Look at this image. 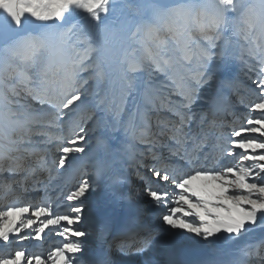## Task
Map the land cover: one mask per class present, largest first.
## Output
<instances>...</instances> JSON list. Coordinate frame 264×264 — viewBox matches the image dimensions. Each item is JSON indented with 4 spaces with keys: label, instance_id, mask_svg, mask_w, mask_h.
Returning a JSON list of instances; mask_svg holds the SVG:
<instances>
[{
    "label": "snow or ice",
    "instance_id": "snow-or-ice-1",
    "mask_svg": "<svg viewBox=\"0 0 264 264\" xmlns=\"http://www.w3.org/2000/svg\"><path fill=\"white\" fill-rule=\"evenodd\" d=\"M0 198V264H264V0H0Z\"/></svg>",
    "mask_w": 264,
    "mask_h": 264
},
{
    "label": "bare ground",
    "instance_id": "bare-ground-1",
    "mask_svg": "<svg viewBox=\"0 0 264 264\" xmlns=\"http://www.w3.org/2000/svg\"><path fill=\"white\" fill-rule=\"evenodd\" d=\"M95 201H96V205H97V212L98 213L102 212L103 211V201H104V192H103V190H101L100 192L97 193ZM3 202H4V200L2 198H0V207H1V204ZM94 239H95L94 236L89 238V244L90 245H94ZM190 255H196L197 256L198 252L195 249H185L183 251V253H182L183 258H185V259L187 257H189Z\"/></svg>",
    "mask_w": 264,
    "mask_h": 264
},
{
    "label": "rangeland",
    "instance_id": "rangeland-1",
    "mask_svg": "<svg viewBox=\"0 0 264 264\" xmlns=\"http://www.w3.org/2000/svg\"><path fill=\"white\" fill-rule=\"evenodd\" d=\"M4 203H5V201L1 204V207H3Z\"/></svg>",
    "mask_w": 264,
    "mask_h": 264
}]
</instances>
